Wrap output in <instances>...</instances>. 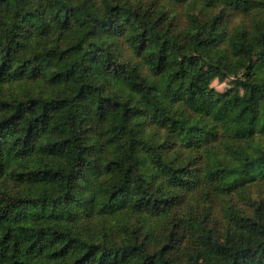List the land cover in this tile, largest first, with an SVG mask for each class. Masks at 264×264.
<instances>
[{
  "label": "trees",
  "instance_id": "trees-1",
  "mask_svg": "<svg viewBox=\"0 0 264 264\" xmlns=\"http://www.w3.org/2000/svg\"><path fill=\"white\" fill-rule=\"evenodd\" d=\"M0 264H264V0H0Z\"/></svg>",
  "mask_w": 264,
  "mask_h": 264
},
{
  "label": "rangeland",
  "instance_id": "rangeland-1",
  "mask_svg": "<svg viewBox=\"0 0 264 264\" xmlns=\"http://www.w3.org/2000/svg\"><path fill=\"white\" fill-rule=\"evenodd\" d=\"M212 87L216 89L218 92H225L227 89L231 88L232 85L230 80H226L224 82H219L218 80H214L212 82Z\"/></svg>",
  "mask_w": 264,
  "mask_h": 264
}]
</instances>
